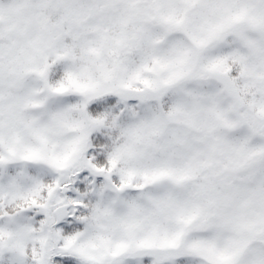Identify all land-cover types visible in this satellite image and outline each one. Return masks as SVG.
I'll return each mask as SVG.
<instances>
[{
    "label": "snow or ice",
    "instance_id": "1",
    "mask_svg": "<svg viewBox=\"0 0 264 264\" xmlns=\"http://www.w3.org/2000/svg\"><path fill=\"white\" fill-rule=\"evenodd\" d=\"M0 264H264V0H0Z\"/></svg>",
    "mask_w": 264,
    "mask_h": 264
}]
</instances>
